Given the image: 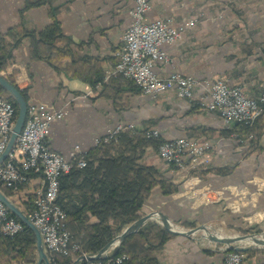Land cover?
Wrapping results in <instances>:
<instances>
[{
	"label": "crops",
	"instance_id": "crops-1",
	"mask_svg": "<svg viewBox=\"0 0 264 264\" xmlns=\"http://www.w3.org/2000/svg\"><path fill=\"white\" fill-rule=\"evenodd\" d=\"M150 2L146 22L171 17L183 23L189 17H199L182 38L164 46L169 61L155 65L161 77L178 71L202 81L225 79L231 85L242 86L252 98L264 92V0ZM134 4V0H0V33L12 29L17 36L37 34L53 23L54 13L78 57L87 61L85 69L99 64L106 76L116 60L122 35L131 24L129 10ZM31 46L28 35L2 74L13 77L15 85L26 92L28 102H42L49 109L66 107V116L53 122L48 136L53 151L66 159H70L76 145L90 152L97 147V138L121 122L135 124L137 131L157 129L164 140L189 136L210 141L212 162L201 169H174L160 158L157 149H144L140 163L155 167L179 190L167 196L160 186L154 187L141 215L162 211L173 221L201 223L219 215L220 222L215 223L219 227L261 215L257 222H264V132L258 143L263 150L251 151L250 143L239 142L235 135L236 123L225 125L219 112L201 108L175 91L153 98L138 91L131 81L116 76L105 77L104 84L93 88L44 60L32 58ZM68 61L67 58L63 63ZM213 169L224 172L218 174ZM191 181L198 189L191 186ZM191 187L198 194L203 192L198 199L201 202L193 200ZM208 188L218 193V199L204 201L211 194ZM256 210L261 212L246 216ZM97 221L88 215L83 225L87 229ZM71 227L78 236L73 224ZM207 248L197 238L173 235L155 256L160 264H224L222 253L212 254ZM19 250V245L0 241V255L6 254L12 264H30L17 258ZM37 258L38 254L33 264Z\"/></svg>",
	"mask_w": 264,
	"mask_h": 264
},
{
	"label": "built area",
	"instance_id": "built-area-1",
	"mask_svg": "<svg viewBox=\"0 0 264 264\" xmlns=\"http://www.w3.org/2000/svg\"><path fill=\"white\" fill-rule=\"evenodd\" d=\"M134 3L129 10L131 24L122 35V44L115 51L117 62L107 70L105 77L108 79L122 76L132 80L143 93L153 98L175 91L180 97L201 108L219 112L225 125L236 123L253 126L264 113V92L252 98L242 86L231 85L225 79L202 81L178 71L172 72L168 77H161L155 70L156 63L169 61L164 46L182 38L188 29L197 24L199 17H189L183 23H176L171 17L146 22L145 17L151 9L150 0H134ZM16 112L15 104L0 94V158L10 140L17 119ZM66 114L64 106L49 109L42 102H28L24 127L12 152L0 163L1 191L8 189L15 194H33L30 207L24 213L40 230L52 264L56 263L59 256L75 261L78 257L89 254L72 241L67 213L57 201L61 177L74 168L86 167L88 163L89 152L82 150L79 145L75 146L70 159L53 151L49 146L48 136L53 122L63 119ZM125 131L136 132L135 124H117L106 135L96 139V146L116 140ZM145 135L148 138H157L161 137V132L147 129ZM235 135L239 142L250 143L255 134L250 132L242 135L237 132ZM212 151L213 145L210 141L189 136L166 139L158 148L160 158L178 170L210 166ZM12 214V210L0 200V236L15 237L24 233L27 225ZM229 248H225L227 251L224 264H243V252ZM128 258V254H122L108 256L105 260L86 258L83 261L88 264H123Z\"/></svg>",
	"mask_w": 264,
	"mask_h": 264
},
{
	"label": "trees",
	"instance_id": "trees-1",
	"mask_svg": "<svg viewBox=\"0 0 264 264\" xmlns=\"http://www.w3.org/2000/svg\"><path fill=\"white\" fill-rule=\"evenodd\" d=\"M52 16L53 23L37 34L19 33L17 36L12 29L7 33H0V73L5 69L15 50L19 48L22 39L29 35L32 38V58L44 60L56 70H62L74 78H79L93 88L98 84H104L105 73L99 64L85 69L87 61L78 57L76 47H72L71 39L62 31L54 13ZM9 38L12 39L11 42L8 41ZM67 58L70 61L64 64L63 61ZM116 62L117 59H114L113 64ZM7 78L15 84L13 77L7 76ZM116 78L125 79L122 76ZM127 80L131 81L138 91H142L134 81ZM22 93L28 101L26 92L22 90ZM0 94H6L5 96L15 104L18 116V104L15 99L1 86ZM262 118L264 119V113L253 126L235 125L237 132L242 135L254 132V138L250 142L251 151L263 150L258 144L264 132ZM163 141L161 137H146L145 130L135 133L122 132L116 140L101 143L91 150L87 155L86 167L74 168L61 177L57 201L67 213L72 241L80 245L83 252L98 253L128 225L139 219L144 203L154 187L160 186L163 194L167 196L178 192L179 187L162 177L155 167L140 163L145 148L152 147L158 150ZM213 171L218 174L224 172L220 169ZM4 192L7 196L13 193L8 189ZM74 197L75 200L72 199ZM26 210L24 209V212ZM88 215L96 217L98 221L85 229L83 222ZM12 216L20 219L14 213ZM72 224L80 237L73 234ZM186 225L195 226L193 222H188ZM81 230H85L84 234ZM171 236L173 235L165 227L150 221L139 231L127 236L109 253V257L128 254L129 258L123 264H160L155 253L165 246ZM0 241L13 244L19 242L20 250L17 252V258L24 259L30 264L34 263L33 254L37 252V241L34 231L28 226L24 233L15 237L0 236ZM72 263L71 258L59 256L55 264ZM81 264L88 262L82 261Z\"/></svg>",
	"mask_w": 264,
	"mask_h": 264
},
{
	"label": "water",
	"instance_id": "water-1",
	"mask_svg": "<svg viewBox=\"0 0 264 264\" xmlns=\"http://www.w3.org/2000/svg\"><path fill=\"white\" fill-rule=\"evenodd\" d=\"M0 86L4 88L10 96H12L18 104V116L13 127V131L8 142L7 148L0 158L2 163L12 152L13 147L17 141L19 134L21 133L24 124L26 122L28 113V101L14 83H12L7 76L0 73ZM0 200L3 201L9 209L12 210L30 229H32L36 236L37 241V253L38 259L36 264H52L49 256L45 250L42 235L39 229L34 223L27 217L24 211L15 204L3 191L0 190ZM150 221H155L164 226L172 235L185 236L191 238L195 237L197 233L203 232V237L208 240L209 243L225 244L232 249L240 252H245L248 248L243 244L246 241H252L251 244L264 247V232L262 233H249V234H233L226 235L219 233L213 225L202 223L193 228L183 229L175 225L174 221L162 211H150L144 215H141L139 219L128 225L120 234L115 236L109 241L98 253L87 254L78 257L72 264H81V262L88 258L89 260L106 259L109 256L110 251L117 245H119L127 236L133 232H137L143 225Z\"/></svg>",
	"mask_w": 264,
	"mask_h": 264
},
{
	"label": "rangeland",
	"instance_id": "rangeland-1",
	"mask_svg": "<svg viewBox=\"0 0 264 264\" xmlns=\"http://www.w3.org/2000/svg\"><path fill=\"white\" fill-rule=\"evenodd\" d=\"M194 181H191V186L192 187H195L194 186ZM192 187H191V197L193 198L194 201H198L200 196L203 195V192H200L198 194V193H196V189H198V187L196 186L195 187L196 189H193ZM207 191H209L211 194L209 196L206 195L205 196L206 199L204 200L202 198V200H204V201L207 200V202H212L213 200L218 199V197H219V196H217L218 193L213 188H211V189L208 188ZM10 197L15 202H17L19 205H21L22 208L28 209L30 207L31 201L33 199V194H28V195L25 194L24 195L22 193H18V194L12 193L10 195ZM23 199L25 201H23ZM199 202H201V201H198V203ZM232 207L235 208L234 205ZM257 212L260 213L261 211L260 210H258V211L256 210L252 214L246 215V216L247 217L251 216V215H253V214L257 213ZM216 216L217 217L213 221H208L207 224L213 225L217 230H219V233L221 232L222 234L233 235V234H249V233H262V232H264V222L263 221L257 222V221H260L258 219H260L262 217V215H261V217H257V219L253 218V217H250L247 220H242L240 222H237L236 225H234V224L233 225H230V224L226 225L225 223H222L221 227H219V225H217L220 222V220L218 219L219 215H216ZM239 218H237V219L239 220ZM153 222H155V221H153ZM188 222L189 221H182L180 219H177V220L175 219L174 220L175 225L180 227V228H183V229L193 228V227H196V226L202 224L201 221H198V220L195 221L194 220V221H191V222H193L195 224V226L190 227V226L186 225V223H188ZM216 222H218V223L215 224ZM156 223H158V222H156ZM195 237H197V240L199 242L205 243L206 246L208 247L207 249H209L210 252H212V254H220V253H222L223 257H224V255H225V253L227 251L225 248L229 247V246H227L225 244L210 243V245H209L208 240L203 237V232L197 233ZM20 241H21V239H20ZM251 242H246L245 244H243L245 247L248 248L245 252H243V254H244L243 264H264V247H260V246L251 244ZM18 244H19V242H17L15 245H18ZM231 249L232 248H229V250H231ZM37 254H38L37 252L35 254H33L34 255V259L37 257ZM24 262L27 263L26 260H24ZM34 263H35V261H34ZM0 264H12V263L10 262L9 257H7L6 254H2V255H0Z\"/></svg>",
	"mask_w": 264,
	"mask_h": 264
},
{
	"label": "bare ground",
	"instance_id": "bare-ground-1",
	"mask_svg": "<svg viewBox=\"0 0 264 264\" xmlns=\"http://www.w3.org/2000/svg\"><path fill=\"white\" fill-rule=\"evenodd\" d=\"M40 231V230H39ZM41 233V232H40ZM246 242H251V240L250 241H246Z\"/></svg>",
	"mask_w": 264,
	"mask_h": 264
}]
</instances>
